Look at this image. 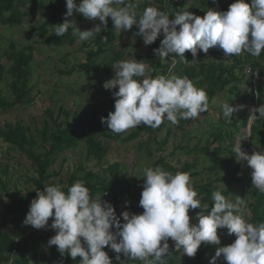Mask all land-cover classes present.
Wrapping results in <instances>:
<instances>
[{
  "label": "clouds",
  "instance_id": "clouds-1",
  "mask_svg": "<svg viewBox=\"0 0 264 264\" xmlns=\"http://www.w3.org/2000/svg\"><path fill=\"white\" fill-rule=\"evenodd\" d=\"M66 9L64 22L54 26L55 35L64 36L75 26L78 40L88 41L107 28L110 17L120 33L135 25L138 31L133 35L142 37L146 46L162 35L160 46L153 49L161 60L175 54L173 60L178 57L187 61V51L196 61L200 51L207 54L212 48L222 49L225 57L245 52L259 57L264 52V0H251V5L235 0L227 11L208 8L203 17L184 9L172 13V19L154 6L138 13L128 0H79L78 4L76 0H66ZM74 12L99 23L82 31L68 19ZM112 68L115 75L103 87L118 91L112 92L114 111L102 116L101 123L114 134L142 124L157 128L165 119L172 125L180 119L195 120L209 108L207 92L187 76L153 77L152 69L135 58L119 60ZM237 110L232 104H222L223 115L228 119ZM248 120H264V104L252 108ZM246 138L247 135L238 136L232 151L238 163L246 161L251 169L252 187L264 193V150L251 154L243 151L242 141ZM142 178V213L122 211L117 216L110 202L100 196L92 197L85 181L76 180L66 192L59 183L43 190L36 188L23 223L38 230H54L56 234L47 245L56 246L61 256L67 253L72 260L79 257V264H113L105 248L116 254L119 264L136 260L142 264H167L169 239L174 242L175 251L189 257H195L202 243L218 246L209 264H217L221 256L227 264H264V222H248L241 198L232 201L220 190H214L211 206L202 204L189 173L173 174L161 166L144 167ZM196 209L200 211L190 217L189 211ZM218 229H226L235 240L219 246Z\"/></svg>",
  "mask_w": 264,
  "mask_h": 264
},
{
  "label": "rangeland",
  "instance_id": "rangeland-1",
  "mask_svg": "<svg viewBox=\"0 0 264 264\" xmlns=\"http://www.w3.org/2000/svg\"><path fill=\"white\" fill-rule=\"evenodd\" d=\"M229 1L220 0V3L225 4ZM128 2L135 5L138 13H142L144 4L161 10L165 0H128ZM35 3L66 6V0H24L23 5H18L14 12V15L22 20V24L13 29L0 27V47L4 48L7 45L11 54L17 56L30 53L33 60V76L29 84L31 102L0 114V128L5 129L11 126L21 130L34 150L43 152L49 147L41 141L42 132L49 133L53 123L60 124L66 120L68 124L73 123L74 115L82 118L80 126L85 131L86 137L78 148L58 156L55 165L51 168L54 176L52 182L59 183L64 189L70 176L79 167L99 172L101 168L120 164L119 178L128 180L132 189L125 203L112 205L118 210L139 214L144 167H153L160 157L165 158L175 168L197 162L199 175L191 177L194 189L212 183L218 190L230 193L226 198L232 201H235L237 197L241 198L248 211L245 218L250 222L252 205L258 190L252 187L251 169L247 166V162L238 163L232 150L237 137L245 135L248 138L242 141L243 151L251 154L253 151L264 150V120H248L251 109L264 104V100L259 92L258 96L255 94L251 78L244 74L245 66L249 65L250 68L254 67V71L259 75L260 69L264 68V52L259 57H253L246 52L240 56L225 57L222 49H209L206 63H213L224 68L227 72L224 76L229 83L224 89L217 90L213 94L212 87H207V84L202 82L196 85L207 92L209 97L207 112L202 113L195 120L180 119L176 125H172L165 119L156 128L158 132L153 139L149 135H144L127 142L125 139L128 133L121 140L112 141L103 137L101 133L110 131L101 123V117H106L109 111H114V107H109L108 104L114 102L112 92L118 91V88L106 90L103 84L115 75L112 65L115 64L116 53L123 52L125 59L135 58L146 64L148 47L144 43L135 46L136 40L132 35V31L137 29L135 25L128 32L122 30L121 33H117L113 42V53L104 56L98 66L88 74L82 71L80 66L85 64L86 54L92 46L86 41L79 40L69 46H54L47 43L46 38L38 37L39 28L45 21V12H38L30 18L25 16ZM185 9L200 17L205 15V10L199 9L198 3H190ZM77 17L78 15L75 19ZM95 25L96 21L88 19L76 22V26L82 31L91 29ZM160 37L163 38L162 35ZM28 47H32L31 52H27ZM170 55L173 57L172 54ZM167 60L170 61L168 57ZM0 62L5 68L11 65L3 49L0 51ZM169 75L181 76L175 70H172ZM223 80L222 83H225ZM11 81V77L7 74H3L0 80V94L9 101L14 99ZM259 85L260 83L257 84V88ZM225 102L238 107L229 119L223 115L222 111V104ZM253 129L260 130L262 133H255ZM90 137L95 138L107 149V156L102 164H98L87 156L86 140ZM261 140H263L262 143ZM216 148L222 149L223 152L220 155L214 154L213 151ZM194 149L204 150V152L198 155L189 153V150ZM0 174L7 194L23 195L28 190H32L35 170L30 160L14 151L2 138H0ZM6 193L0 188V235L10 225L7 214L10 200ZM198 198L202 204H205L202 196ZM199 211L200 209L190 210V217H194ZM191 223L196 221L192 220ZM35 231V228L26 226L22 222L21 228L13 231V238L15 241H21ZM47 231L50 237L56 234L50 228H47ZM221 232L223 233L220 235ZM218 235L221 240L219 246L229 245L235 240V236L228 235L226 229H218ZM202 245L205 244L202 243ZM169 246L170 249H174V243ZM216 247L218 246L211 245L202 258L203 264H209V260L215 255ZM47 255L48 248L42 247L41 254L35 261L27 264H54L48 262ZM173 264L197 263L194 257L183 255L182 251H176L173 254ZM217 264H227V262L221 256Z\"/></svg>",
  "mask_w": 264,
  "mask_h": 264
},
{
  "label": "trees",
  "instance_id": "trees-1",
  "mask_svg": "<svg viewBox=\"0 0 264 264\" xmlns=\"http://www.w3.org/2000/svg\"><path fill=\"white\" fill-rule=\"evenodd\" d=\"M23 2L24 0H0V27L13 29L22 24V20L18 16H15L14 12L18 5H23ZM76 2L78 4L79 0H76ZM233 2H235V0H230L225 4H221L220 0H180L179 2H168V0H165L161 11L170 14L169 17L172 19L174 18L171 15L172 13L184 10L190 3H198L199 9L205 11L208 8H212L215 11L223 12L227 11L229 5ZM245 2L251 5V0H245ZM143 7L145 9L148 5L144 4ZM42 11L45 12V21L39 28L38 37L46 38V42L54 46H69L78 41V36L74 35L75 26L70 28L64 36L55 35L54 26L64 22L65 13L67 11L66 6L62 4L44 5L41 3H35L30 12L26 13L25 16L26 18H30L36 13ZM76 15H78V17L75 19ZM68 19L75 21V24L76 22L79 23L81 20H87L81 14L75 12L71 17H68ZM97 23H99L98 20L96 21V24ZM137 31L138 29L133 30L132 35ZM117 33L118 32L115 30L111 18L109 17L107 28H102L100 34H96L94 37L86 41L88 45L92 46V48H89V51L86 54L85 64L80 66L82 71L90 74L91 71L98 66L99 61L104 56L113 53L112 45L117 37ZM105 37L107 40H105ZM133 37L136 40V47L144 43L142 37L138 35H133ZM162 39L163 38L158 37L153 44L147 45L146 65L152 69L151 75L153 77L160 74L168 76L172 70H175V72L181 74V76H187L195 85L203 82L204 84H207V87H212V94L217 90L224 89L225 86L228 85L229 81L226 80L224 76L227 74L226 70L213 63H206L207 54L202 51L198 53V56L195 58L196 61H193L191 53L187 51L184 54L187 61H182L178 57L173 60V57L170 54L168 59L171 62L168 61L167 58L163 60L159 59V57L154 54L153 49L160 46V41ZM2 49L10 60L11 65L8 68H5L0 62V80L3 74H7L11 77L12 81L10 86L14 99L13 101H9L0 94V114H4L10 109L31 102V90L29 89V84L33 76V60L30 53L17 56L11 54L7 45L4 48H1L0 51H2ZM31 51L32 47H28L27 52ZM172 55L175 56V54ZM123 59H125L123 52L116 53L115 63ZM245 67H249V65ZM252 69L254 70V67ZM259 75L261 82L257 90L260 93L261 98L264 100V68L260 69ZM136 79L142 80L143 77H137ZM222 80L225 81V83H222ZM108 105L109 107H114V102ZM82 121V118L74 115V122L71 124H68L67 120L60 124L53 123L49 133L45 131L40 135L41 141L48 144L49 147L47 151L45 149L43 152L35 151L30 145V142L24 137L21 130H16L11 126H7L5 129L0 128V138H2L3 141L14 151L26 156L35 170V177L32 180V190H28L23 195L7 194L4 181L0 174V188L6 193L10 200V205L7 208L10 225L8 228H5L0 235V264H27L28 262L35 261L36 257L41 254L42 247L48 248L47 260L50 263L79 264V257H77L76 260H72L67 253H65L64 256H61L57 251L56 246L49 247L47 245V241L51 238L47 229L41 233L36 229V231L30 234L28 238L21 241L14 240L13 231L21 228L22 222L29 210L30 202L36 196L35 189L39 188L40 190H43L45 186L54 184L52 182L54 176L51 172V168L55 165L58 156L68 150L78 148L81 142L85 139V131L80 126ZM252 131L258 134L262 133L257 129H253ZM157 132L158 129L142 124L120 134H114L111 131H102L101 133L103 137L112 141H119L129 133L125 141L130 142L144 135H149L153 139ZM262 141L263 140H261V143ZM86 151L88 158L96 161L98 164H102L107 156V149L93 137L86 140ZM203 152L204 150H189V153L195 155ZM222 152L223 150L219 148H216L213 151V153L217 155H220ZM156 166H161L164 170L172 172L173 174L177 171L187 172L190 174V178L199 175L197 172L199 167L197 162L187 163L181 168H175L168 163L165 158L160 157L157 162L154 163L153 168ZM120 173V164L101 168L99 172H92L84 167H79L70 176L67 186L63 190L66 192L68 186L72 185L76 180H83L85 181V185L88 187L92 197L100 196L102 200L107 199L111 204L125 203V199L131 193L132 185L128 180L119 178ZM214 190L218 189L215 188L212 183L196 188L198 196H202V201L205 204H209V206L212 204L211 194ZM221 192L226 197L230 195L229 192ZM115 210L117 216H120V213L123 211L118 210L116 207ZM142 211L143 209L141 208L139 213H142ZM250 222H264V193L257 191L254 204L252 205ZM222 233L223 232H221L220 235ZM173 243L174 242L169 239V245ZM210 248L211 245L200 246L194 257L197 264H203L202 258ZM105 251H107L109 257L113 259V264H119V262L115 260L116 254L113 251L109 248H105ZM175 252L174 249H170L167 264H173V254ZM121 258L125 259L123 256ZM128 264H142V262L136 260L129 261Z\"/></svg>",
  "mask_w": 264,
  "mask_h": 264
},
{
  "label": "built area",
  "instance_id": "built-area-1",
  "mask_svg": "<svg viewBox=\"0 0 264 264\" xmlns=\"http://www.w3.org/2000/svg\"><path fill=\"white\" fill-rule=\"evenodd\" d=\"M180 0H168V2H179ZM244 74L249 76L251 78L252 81V87L254 89L255 94L258 96V88H257V84L260 83L261 78L259 77L258 73L256 71H254L252 68L250 67H246L244 69ZM38 232H44L45 229H37Z\"/></svg>",
  "mask_w": 264,
  "mask_h": 264
}]
</instances>
